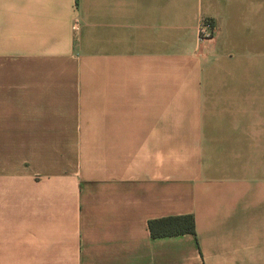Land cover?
Segmentation results:
<instances>
[{
    "label": "crops",
    "instance_id": "crops-1",
    "mask_svg": "<svg viewBox=\"0 0 264 264\" xmlns=\"http://www.w3.org/2000/svg\"><path fill=\"white\" fill-rule=\"evenodd\" d=\"M0 264H264V0H0Z\"/></svg>",
    "mask_w": 264,
    "mask_h": 264
},
{
    "label": "trees",
    "instance_id": "trees-1",
    "mask_svg": "<svg viewBox=\"0 0 264 264\" xmlns=\"http://www.w3.org/2000/svg\"><path fill=\"white\" fill-rule=\"evenodd\" d=\"M153 237H167L182 234H196V223L192 216L168 217L149 222Z\"/></svg>",
    "mask_w": 264,
    "mask_h": 264
},
{
    "label": "built area",
    "instance_id": "built-area-1",
    "mask_svg": "<svg viewBox=\"0 0 264 264\" xmlns=\"http://www.w3.org/2000/svg\"><path fill=\"white\" fill-rule=\"evenodd\" d=\"M216 34V28L209 20H205L200 26L199 40L200 42L213 40L216 37Z\"/></svg>",
    "mask_w": 264,
    "mask_h": 264
}]
</instances>
